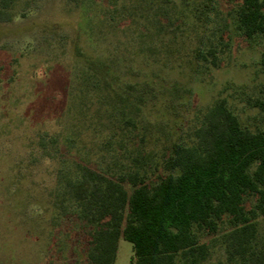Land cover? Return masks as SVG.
Masks as SVG:
<instances>
[{
	"label": "trees",
	"instance_id": "16d2710c",
	"mask_svg": "<svg viewBox=\"0 0 264 264\" xmlns=\"http://www.w3.org/2000/svg\"><path fill=\"white\" fill-rule=\"evenodd\" d=\"M60 2L74 20L69 98L12 159L3 192L28 203L23 183L48 164L37 215L70 229L61 246L83 264H113L119 238L131 243L130 264H264V124L242 121L216 96L185 135L163 143L140 112L162 93L144 80L168 64L161 52L179 53L178 69L204 78L234 41L264 39V0ZM37 3L0 0V23ZM115 24L122 44L107 40ZM104 42L110 54L87 51ZM253 105L264 113V96Z\"/></svg>",
	"mask_w": 264,
	"mask_h": 264
},
{
	"label": "rangeland",
	"instance_id": "374dc122",
	"mask_svg": "<svg viewBox=\"0 0 264 264\" xmlns=\"http://www.w3.org/2000/svg\"><path fill=\"white\" fill-rule=\"evenodd\" d=\"M37 2V11L0 23V264H83L74 248L61 246L70 229L51 227L45 212L37 215L41 210L35 203L36 192L50 183L48 164L23 183L22 188L31 189L28 203L21 200L24 196L3 192L10 183L12 159L23 155L37 130L52 124L69 98L74 20L67 17L60 0ZM220 3L226 9L227 4ZM122 30V24H115L107 40L124 43L127 36ZM104 43L97 49L91 43L87 51L102 56L109 47ZM178 54L168 58L161 52L168 64L161 62L163 71L153 68L144 76L154 89L162 87V93L146 100L147 107L140 111L151 136L164 143L170 133L185 135L195 115L216 96L225 97L242 121L264 124V113L253 105L264 96V39L252 45L234 41L221 66L202 79L178 69ZM173 63L176 68L170 70L167 65ZM131 257V243L119 238L113 264H130Z\"/></svg>",
	"mask_w": 264,
	"mask_h": 264
}]
</instances>
